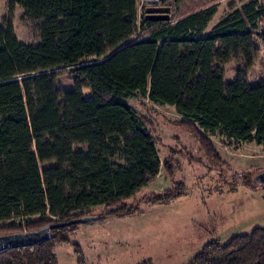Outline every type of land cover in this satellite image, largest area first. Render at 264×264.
<instances>
[{
	"label": "trees",
	"instance_id": "obj_1",
	"mask_svg": "<svg viewBox=\"0 0 264 264\" xmlns=\"http://www.w3.org/2000/svg\"><path fill=\"white\" fill-rule=\"evenodd\" d=\"M164 1L170 18L144 16L139 27L138 0L9 1V11L21 6L37 23L40 39L22 43L11 20L0 25V235L133 214L140 203L130 200L161 168L174 176L153 122L120 98L125 92L174 106L210 160L221 161L207 135L218 130L264 147V79L247 77L261 50L256 36L264 43V4L251 0L209 28L218 0ZM236 57L245 71L226 82L224 64ZM62 68L73 89H59ZM262 171L254 181L264 188ZM183 189L179 182L143 201L165 203ZM15 218L23 219L9 223ZM78 224L2 251L0 264H59L57 246L74 245ZM189 264H264V228L210 242Z\"/></svg>",
	"mask_w": 264,
	"mask_h": 264
},
{
	"label": "rangeland",
	"instance_id": "obj_2",
	"mask_svg": "<svg viewBox=\"0 0 264 264\" xmlns=\"http://www.w3.org/2000/svg\"><path fill=\"white\" fill-rule=\"evenodd\" d=\"M9 1L0 0V25L11 20L19 40L35 44L40 35L37 23L28 19L21 6L9 11ZM251 0H218L211 28L228 13ZM264 4V0H257ZM163 5H168L167 1ZM144 11H138V27ZM260 29L256 34L261 33ZM255 64L247 71L250 83L264 79V43ZM225 81L245 71L241 58L224 64ZM59 89L74 88V75L62 68ZM120 98L139 115L151 120L156 131V147L162 164L172 160L175 174L164 168L135 199L140 210L123 217L80 223L71 236L74 245L59 244V264H189L205 245L228 242L233 236L264 228V188L255 186L254 175L264 170V147L256 142H237L222 130L207 133L220 153V160L208 159L199 141L182 123L174 106L157 104L140 90L125 92ZM79 149L83 148L78 146ZM54 163H42L41 169ZM182 182L183 193L165 203H148L143 197ZM97 207L94 213L101 212ZM15 218L12 221H20ZM78 245L80 250H76Z\"/></svg>",
	"mask_w": 264,
	"mask_h": 264
},
{
	"label": "water",
	"instance_id": "obj_3",
	"mask_svg": "<svg viewBox=\"0 0 264 264\" xmlns=\"http://www.w3.org/2000/svg\"><path fill=\"white\" fill-rule=\"evenodd\" d=\"M171 14V7L168 5H156L149 6L146 9L147 19H157V20H168ZM256 179L261 183H264V171L256 176ZM97 216L89 215L80 217L77 219H72L65 222L50 223L44 229L33 230V231H23L15 232L5 235H0V253L5 250L31 246L48 240L51 235L50 231L54 228L65 227L74 223H88L97 220Z\"/></svg>",
	"mask_w": 264,
	"mask_h": 264
},
{
	"label": "built area",
	"instance_id": "obj_4",
	"mask_svg": "<svg viewBox=\"0 0 264 264\" xmlns=\"http://www.w3.org/2000/svg\"><path fill=\"white\" fill-rule=\"evenodd\" d=\"M150 3V4H149ZM156 6V5H161V0H145L144 2H141V4H140V7L142 8V9H144L145 7H147V6ZM148 6V7H149ZM140 35H142L141 34V32H140V30H138V32H137V34L135 35V37H137V36H140ZM147 35H144L143 37H146Z\"/></svg>",
	"mask_w": 264,
	"mask_h": 264
},
{
	"label": "crops",
	"instance_id": "obj_5",
	"mask_svg": "<svg viewBox=\"0 0 264 264\" xmlns=\"http://www.w3.org/2000/svg\"><path fill=\"white\" fill-rule=\"evenodd\" d=\"M145 0H138V10H137V12L138 11H144V14H143V17L146 15V9L148 8V6L147 7H145L144 9H142L141 7H140V4H141V2H144ZM6 4H7V0H6ZM150 4V3H149ZM161 5H163V0H161ZM137 18H138V20H139V17L137 16ZM108 218H110V217H108Z\"/></svg>",
	"mask_w": 264,
	"mask_h": 264
}]
</instances>
